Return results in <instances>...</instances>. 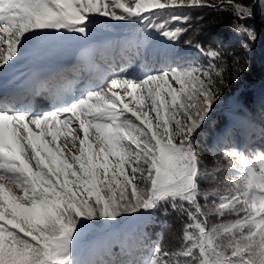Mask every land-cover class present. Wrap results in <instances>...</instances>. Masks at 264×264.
Listing matches in <instances>:
<instances>
[{
  "label": "snow or ice",
  "instance_id": "snow-or-ice-1",
  "mask_svg": "<svg viewBox=\"0 0 264 264\" xmlns=\"http://www.w3.org/2000/svg\"><path fill=\"white\" fill-rule=\"evenodd\" d=\"M203 7L229 12L235 32L257 39L242 23L254 16L243 0H0V81L51 33L86 39L100 18L140 24L145 33L136 45L143 70L113 72L79 95L46 81L25 89L26 98L47 92L49 108L0 89V264H264V147L233 146L209 166L195 143L230 86L224 53L195 43L204 61L176 62L166 51L148 63L150 35L171 47L189 30L179 26L187 15L156 18ZM228 55L230 79L239 80L244 66ZM165 205V215L170 209L187 219L176 250L143 236L146 255L77 259L95 225ZM209 217L218 222L209 226Z\"/></svg>",
  "mask_w": 264,
  "mask_h": 264
},
{
  "label": "trees",
  "instance_id": "trees-1",
  "mask_svg": "<svg viewBox=\"0 0 264 264\" xmlns=\"http://www.w3.org/2000/svg\"><path fill=\"white\" fill-rule=\"evenodd\" d=\"M243 2L254 8V16L242 22L255 30L257 39L254 42L248 41L246 36L234 31V17L229 12L207 7L166 10L164 15L156 18L157 22H160L165 19L170 20L171 14L189 17L186 24L179 25L189 30L174 46H168L155 34L149 36V40L155 42L152 48L155 56L148 60L149 64L157 58L164 59L166 51L170 56L175 57L176 62L185 59L204 61L205 57L196 50L195 43L211 45L224 53L227 60L224 77L230 86L223 91L221 100L215 105L208 121L195 138L200 155L209 166L214 160L220 158L223 151L233 146L258 150L264 147V125L259 121L264 120V0H243ZM91 26L94 27H90L89 30L94 36L110 34V36L109 34L105 36L106 44L103 49L92 52V55H95L94 67L101 64L98 59L101 52L106 53L107 49L111 48L116 53L114 60L118 62L114 72L143 70L145 60L143 56L137 57L136 55V45L145 36L142 25L107 22L105 18ZM190 39L193 41V46L185 44V41ZM246 41L248 47L244 48L242 45ZM229 52L235 53V58L244 66L239 80L230 79L233 72V57L228 55ZM121 54L126 57L121 59ZM78 58L81 60L82 56L78 55ZM104 60L107 61L106 58ZM217 64L219 65V62ZM243 84L246 85L245 90L233 93ZM64 87L66 92L70 90L69 84ZM227 178H229L227 174L221 177V179ZM216 187H218L216 184L208 185L209 190ZM165 207L166 205L161 206L151 213L125 217L118 224L99 223L95 225L85 236L89 237L95 232H100V234L93 238L96 239L94 245L87 246L90 254L78 259L107 262L131 258L130 253L133 252L146 255L147 253L140 248V239L143 236L159 243L166 250H176L181 243L182 228L187 223V219L170 209L165 215ZM228 219H234V217H225V220ZM217 222L215 217H209V226Z\"/></svg>",
  "mask_w": 264,
  "mask_h": 264
},
{
  "label": "rangeland",
  "instance_id": "rangeland-1",
  "mask_svg": "<svg viewBox=\"0 0 264 264\" xmlns=\"http://www.w3.org/2000/svg\"><path fill=\"white\" fill-rule=\"evenodd\" d=\"M103 20L105 18H100L99 22ZM107 34L109 33L104 36L100 34L94 36L89 30V36L85 39L83 37H57L51 33L43 40L34 41L29 45V54L10 70H6L2 79L5 81V86L2 87L3 92L9 96L17 97L24 103H30L33 107L49 108L51 101L47 92H41L39 95H27V98L25 93V89L30 88L31 84L45 79L48 81L45 86L50 90H58L63 93L64 86L69 84L70 89H73L70 94L79 95L85 87L89 86L88 82L92 84L100 82L110 76L114 72L115 66H118L117 61L114 60L115 51L108 48L106 53L102 51L98 56L101 64L96 69L92 68L95 56L92 55V52H96L100 48L103 49ZM78 55L82 56L81 60ZM125 57L123 54L120 56L121 59ZM105 58L107 61L104 60ZM102 59L103 61H101ZM55 63L64 64L59 68L51 69ZM245 89L246 85L243 84L233 93ZM259 121L264 125V120ZM99 234L100 232H95L89 237L85 235L81 237L76 250L77 259L90 254V249L87 246L94 245L96 239L93 238Z\"/></svg>",
  "mask_w": 264,
  "mask_h": 264
},
{
  "label": "bare ground",
  "instance_id": "bare-ground-1",
  "mask_svg": "<svg viewBox=\"0 0 264 264\" xmlns=\"http://www.w3.org/2000/svg\"><path fill=\"white\" fill-rule=\"evenodd\" d=\"M48 71H49V70H48ZM43 72H44V71H43ZM4 83H5V81H0V89H3L2 87L5 86Z\"/></svg>",
  "mask_w": 264,
  "mask_h": 264
}]
</instances>
